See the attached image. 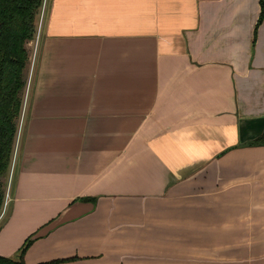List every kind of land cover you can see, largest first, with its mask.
Returning a JSON list of instances; mask_svg holds the SVG:
<instances>
[{
    "label": "crops",
    "instance_id": "0c3cea01",
    "mask_svg": "<svg viewBox=\"0 0 264 264\" xmlns=\"http://www.w3.org/2000/svg\"><path fill=\"white\" fill-rule=\"evenodd\" d=\"M260 12V0H44L0 255L30 239L26 264H185L197 223L208 264H264V146L245 145L264 130Z\"/></svg>",
    "mask_w": 264,
    "mask_h": 264
},
{
    "label": "trees",
    "instance_id": "16d2710c",
    "mask_svg": "<svg viewBox=\"0 0 264 264\" xmlns=\"http://www.w3.org/2000/svg\"><path fill=\"white\" fill-rule=\"evenodd\" d=\"M44 0H0V216L7 197L9 176L22 115L27 86L26 70L30 63L27 44L37 33L36 20ZM257 26L264 20V0ZM248 146H264V130ZM28 239L21 248L18 261L1 256L0 264H26ZM76 258L52 260L39 264H58Z\"/></svg>",
    "mask_w": 264,
    "mask_h": 264
},
{
    "label": "rangeland",
    "instance_id": "374dc122",
    "mask_svg": "<svg viewBox=\"0 0 264 264\" xmlns=\"http://www.w3.org/2000/svg\"><path fill=\"white\" fill-rule=\"evenodd\" d=\"M40 14H41V12L38 15L39 18H40ZM36 23H37V20H36ZM29 46L30 45L28 43L27 44L28 51L31 50L30 49L31 47H29ZM30 53H31V51H30ZM196 185H197V183H196ZM8 188H9V183H8ZM194 193L197 195V189H196V191H194L192 188L186 190V194H194ZM198 194H200L199 191H198ZM188 203H190V204L197 203V199L193 203H191V202H188ZM190 204H187V207ZM187 222H188V220L186 221V223ZM192 225H196L197 228L199 227V225L197 223H192ZM189 228L191 230V233H189L190 231L186 230L187 233L185 235V240L184 241L186 243L190 242V243H197V244H186L187 246L186 247L184 246L185 247L184 254L180 255V257L184 258L185 264H208V261L211 259V256L214 253L213 251H210L208 249L209 245H210V240H209L208 236L200 235L199 234V230L196 227H192L191 226ZM194 228H196V229H194ZM176 231L177 230H175V232ZM194 231H195V233H194ZM166 239H168V237ZM168 241L169 242H173V243H175V242L178 243V242L182 241V239L180 238V241H178L177 235H172L171 234L169 236V240ZM251 242H253V241H251ZM193 248L195 250H193ZM172 256H174V255H172ZM13 260H15L14 262H17L18 258L13 259Z\"/></svg>",
    "mask_w": 264,
    "mask_h": 264
}]
</instances>
